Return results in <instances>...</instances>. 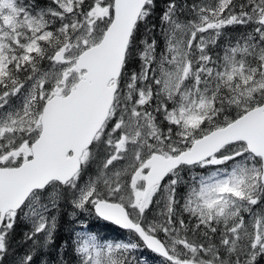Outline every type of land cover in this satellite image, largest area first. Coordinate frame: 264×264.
Segmentation results:
<instances>
[{
	"label": "snow or ice",
	"instance_id": "snow-or-ice-1",
	"mask_svg": "<svg viewBox=\"0 0 264 264\" xmlns=\"http://www.w3.org/2000/svg\"><path fill=\"white\" fill-rule=\"evenodd\" d=\"M53 251L264 264V0H0V264Z\"/></svg>",
	"mask_w": 264,
	"mask_h": 264
},
{
	"label": "trees",
	"instance_id": "trees-1",
	"mask_svg": "<svg viewBox=\"0 0 264 264\" xmlns=\"http://www.w3.org/2000/svg\"><path fill=\"white\" fill-rule=\"evenodd\" d=\"M96 227L97 228H101L103 233L106 234V235H120V236L123 235L122 233H112L109 229H104L102 227V225H97ZM22 230L23 229H18L17 230V241H19L21 239L20 233H21ZM61 234H63V230H62ZM46 258H50L53 261V264H54L55 259H56V252L55 251L51 252L50 257H46Z\"/></svg>",
	"mask_w": 264,
	"mask_h": 264
}]
</instances>
